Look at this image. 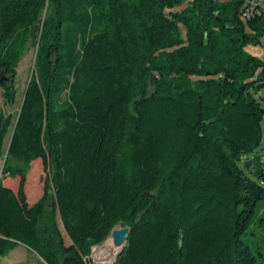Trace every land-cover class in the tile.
Masks as SVG:
<instances>
[{"label": "trees", "instance_id": "trees-1", "mask_svg": "<svg viewBox=\"0 0 264 264\" xmlns=\"http://www.w3.org/2000/svg\"><path fill=\"white\" fill-rule=\"evenodd\" d=\"M247 1L0 0L5 105L36 49L16 116L0 105V256L89 264L123 222L115 264H264V60L248 50L264 9L244 20Z\"/></svg>", "mask_w": 264, "mask_h": 264}, {"label": "rangeland", "instance_id": "rangeland-1", "mask_svg": "<svg viewBox=\"0 0 264 264\" xmlns=\"http://www.w3.org/2000/svg\"><path fill=\"white\" fill-rule=\"evenodd\" d=\"M223 1H226V0H223ZM184 6L185 5H183L182 7H179L178 9H181ZM248 50L254 55L264 60V43L263 42L256 46L250 45L248 47ZM35 57H36V49L30 48L20 62V65L18 67V75H17V82H16L18 93H17V99H16L15 104L8 105V106L5 105L3 96L0 92V105L5 110L13 113L15 116L17 112L19 111L20 106L23 102L25 90L32 76V73L34 70ZM4 162H5V159L0 158V175H1ZM45 177H46V172L43 170L42 161L40 159L34 161L28 173V178H27V183H26V192H27L28 200L30 203L36 202L43 195ZM4 183L10 186H13L15 189H17L19 178L17 179V178L10 177L9 179H6ZM57 221L60 225V228L63 231L66 242L69 243L70 240L63 230L59 215H57ZM117 225L124 226L126 224H124L123 222H119ZM20 245L10 250L8 254H6L5 256H0V264H46L45 261L32 250L27 249L28 251L26 250L27 252H24L23 251L24 248L21 246L22 249H20L21 248L19 247ZM95 247L97 246L93 247L92 252L88 258L89 264H97L93 257Z\"/></svg>", "mask_w": 264, "mask_h": 264}, {"label": "bare ground", "instance_id": "bare-ground-1", "mask_svg": "<svg viewBox=\"0 0 264 264\" xmlns=\"http://www.w3.org/2000/svg\"><path fill=\"white\" fill-rule=\"evenodd\" d=\"M122 249L123 246H118L110 236L102 245L95 247L93 257L97 264H115Z\"/></svg>", "mask_w": 264, "mask_h": 264}, {"label": "water", "instance_id": "water-1", "mask_svg": "<svg viewBox=\"0 0 264 264\" xmlns=\"http://www.w3.org/2000/svg\"><path fill=\"white\" fill-rule=\"evenodd\" d=\"M1 177H2V171H1V175H0V180H1ZM129 234H130V227L128 225H124V226L117 225L112 229L108 238L110 236H112L114 238L115 243L118 246H123V249L120 251V253H121L127 245ZM117 259H118V257H117ZM116 262H117V260H116Z\"/></svg>", "mask_w": 264, "mask_h": 264}, {"label": "built area", "instance_id": "built-area-1", "mask_svg": "<svg viewBox=\"0 0 264 264\" xmlns=\"http://www.w3.org/2000/svg\"><path fill=\"white\" fill-rule=\"evenodd\" d=\"M263 9L264 0H248L243 9L242 17L244 20H248L253 16L262 14ZM262 39L264 43V33L262 35Z\"/></svg>", "mask_w": 264, "mask_h": 264}, {"label": "crops", "instance_id": "crops-1", "mask_svg": "<svg viewBox=\"0 0 264 264\" xmlns=\"http://www.w3.org/2000/svg\"><path fill=\"white\" fill-rule=\"evenodd\" d=\"M21 246L24 248V250H23L24 252H27L29 250V248L27 246H25L24 244L20 245L19 247H21ZM22 247L20 249H22Z\"/></svg>", "mask_w": 264, "mask_h": 264}]
</instances>
